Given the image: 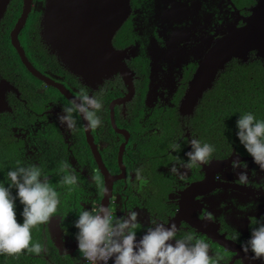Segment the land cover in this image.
<instances>
[{
  "label": "flooded vegetation",
  "instance_id": "1",
  "mask_svg": "<svg viewBox=\"0 0 264 264\" xmlns=\"http://www.w3.org/2000/svg\"><path fill=\"white\" fill-rule=\"evenodd\" d=\"M257 2L130 0L128 16L111 37L114 49L123 52L121 61L127 66L126 76L115 72L99 81L83 82L42 41L45 0H31L26 23L17 34L19 45L34 69L42 77L61 84L72 99L82 92L102 99L103 126L98 130L89 129L87 135L82 117H77L75 133L58 122L57 115L71 99L57 86L35 76L24 64L11 37L23 0H10L0 21V79L17 89L6 95L10 107L6 112L12 117L10 130L18 144L15 166L18 161L38 164L50 179L57 176L56 188L60 181L57 173L68 162L80 177L79 186L70 185L77 192L71 195L62 189L56 190L61 201L69 203L71 208L72 201L64 199V193L70 198L82 195V210L92 202L103 204L105 183L110 180L107 206L114 209L116 216L136 211L138 237L152 218L173 222L181 230H191L205 238L210 244V255L220 253L228 258L229 264H245L240 241L248 238L253 221L264 214V189L258 187L264 171L253 164L249 156L236 151L232 153L247 163L251 182L248 186L237 182L230 166L231 160L237 158L233 154L213 158L207 164L229 160L222 168L214 169V181L218 184L211 188L193 186L205 178V165L181 169L185 171L183 181L177 180L168 168L172 156L186 159L187 142L198 138L192 122L198 103L192 114L182 115L179 111L194 73L219 38L232 26L246 25L245 19ZM233 59L246 64L259 62L264 66V58L256 49L248 52L246 60L232 58L230 61ZM219 74L220 71L206 91L213 88ZM173 112L177 114L179 132H173L170 116ZM174 140L181 142L184 151L170 153L168 145ZM137 169L141 170L139 174ZM217 174L219 180L215 178ZM178 213L183 216L175 219ZM206 215L211 219H206ZM65 217L69 219L63 221ZM54 219L63 225H72L75 217L69 210L60 211ZM45 229L43 227L46 241L43 246L47 253L31 256L42 264H57ZM233 231L241 234L240 241L231 239ZM223 236L230 241L231 248L216 241ZM70 244L76 246L75 241ZM72 264H83L82 258Z\"/></svg>",
  "mask_w": 264,
  "mask_h": 264
},
{
  "label": "clouds",
  "instance_id": "2",
  "mask_svg": "<svg viewBox=\"0 0 264 264\" xmlns=\"http://www.w3.org/2000/svg\"><path fill=\"white\" fill-rule=\"evenodd\" d=\"M103 108L102 99L82 92L62 107L57 120L70 133L78 130L77 117L86 122V129L98 130L104 123L100 115ZM235 137L252 163L264 171V119H258L252 112L239 114L235 121ZM187 146L189 150L184 151L179 140L168 145L170 153L184 151L186 157L172 156L168 168L179 181L185 179V171L181 169L207 165L216 152L215 145L195 137L187 142ZM232 154L231 148L225 151L226 158ZM230 166L240 185L251 183L246 162L237 157L231 160ZM140 171L137 169L138 174ZM57 175L60 176L59 183L79 186L80 177L68 162ZM215 178L219 180V174ZM258 187L264 189V178ZM17 201L22 205V222L17 221ZM61 203L60 194L38 164L18 161L7 171L6 180H0V256L46 254L47 248L40 242H33L32 230L49 224ZM137 218L136 211L116 216L113 208L101 203L92 202L89 207H83L71 225L75 229L76 251L81 254L83 264H229L228 258L220 253L210 255V244L205 238L191 230H181L173 222L152 218L138 237ZM206 219L210 220L211 216L206 215ZM240 235L233 231L231 239L240 241ZM240 249L245 257L264 264V214L253 221L248 238L240 241Z\"/></svg>",
  "mask_w": 264,
  "mask_h": 264
},
{
  "label": "water",
  "instance_id": "3",
  "mask_svg": "<svg viewBox=\"0 0 264 264\" xmlns=\"http://www.w3.org/2000/svg\"><path fill=\"white\" fill-rule=\"evenodd\" d=\"M129 1L45 0L41 22L42 41L56 54L67 69L81 77L83 82L90 79L99 81L102 77L110 76L115 72H120L126 76L127 66L121 61L123 52L114 49L111 44V37L128 16ZM9 2L10 0H0V21ZM30 4L31 0H23L21 14L11 31L12 41L30 72L57 86L63 94L72 100L70 94L64 91L61 84L60 86L48 78L42 77L34 69L27 61L19 45L17 34L26 23ZM245 22L246 25L241 28L232 26L229 32L219 38L214 47L201 60L181 100L179 111L182 115H189L194 112L204 92L211 88L218 72L223 70L232 58L246 60L248 52L253 49H256L258 55L264 58V0H258ZM9 91L17 92V89L5 79H0V113L10 110L6 99ZM86 134H89V129H86ZM233 156L237 157L236 154ZM228 162L229 160L212 161L210 165H205V178L193 186H208V188L216 186L218 183L214 181V169H220ZM110 193L111 183L109 180L105 183L102 201L105 206L108 205ZM182 208L183 203H181V212ZM182 216L181 213H178L175 219L182 218ZM195 226L198 227L197 224ZM216 241L231 248L230 241L224 236L217 237ZM242 258L245 264H261L259 260L252 261L247 257Z\"/></svg>",
  "mask_w": 264,
  "mask_h": 264
},
{
  "label": "trees",
  "instance_id": "4",
  "mask_svg": "<svg viewBox=\"0 0 264 264\" xmlns=\"http://www.w3.org/2000/svg\"><path fill=\"white\" fill-rule=\"evenodd\" d=\"M244 112H252L258 119H264V66L259 62L246 64L233 59L220 71L213 88L204 92L192 118L194 133L197 134V137L202 142L215 145L214 158L224 157L225 151L229 148L241 155L248 156L235 137V121L239 114ZM176 115L175 112L170 113L174 124L173 132H179ZM11 119V115L7 112L0 113V180H6L7 171L15 167L14 160L17 155L18 144L10 130ZM50 180L55 188L54 182L57 180V176L53 175ZM56 189H62L71 195L77 192L70 188V185H63L59 181ZM12 191L14 194L15 189ZM63 196L64 199L68 198L72 201V208L69 203L62 202L57 213L71 210L73 217L76 218L81 211L82 195L79 197L77 195V198H70L68 194L64 193ZM21 209L22 205L17 201L18 222H22ZM43 227L40 225L32 230L33 242H40L42 245L46 243ZM31 255L30 253H22L19 256H0V264H42Z\"/></svg>",
  "mask_w": 264,
  "mask_h": 264
},
{
  "label": "crops",
  "instance_id": "5",
  "mask_svg": "<svg viewBox=\"0 0 264 264\" xmlns=\"http://www.w3.org/2000/svg\"><path fill=\"white\" fill-rule=\"evenodd\" d=\"M63 217V216H62ZM69 219L68 217L63 218V221ZM57 224L55 225H43L47 234L50 236L48 243L51 246V251L56 253L55 258L57 264H72L73 261L77 263L80 261L81 254L76 251V246L70 244L74 241L73 234L75 229L71 225H63L56 220ZM63 235H65L63 237ZM66 240V243H65ZM65 244V249H61V246Z\"/></svg>",
  "mask_w": 264,
  "mask_h": 264
},
{
  "label": "rangeland",
  "instance_id": "6",
  "mask_svg": "<svg viewBox=\"0 0 264 264\" xmlns=\"http://www.w3.org/2000/svg\"><path fill=\"white\" fill-rule=\"evenodd\" d=\"M249 165H250L252 168H253V166H254L252 163H250ZM55 224H57V222H56V219L53 218V219L50 221V225H55ZM61 249H65V244L61 246Z\"/></svg>",
  "mask_w": 264,
  "mask_h": 264
}]
</instances>
